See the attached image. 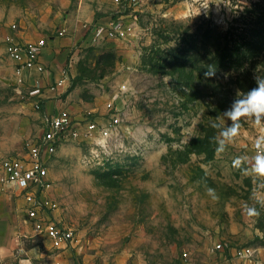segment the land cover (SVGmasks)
<instances>
[{"label":"rangeland","instance_id":"obj_1","mask_svg":"<svg viewBox=\"0 0 264 264\" xmlns=\"http://www.w3.org/2000/svg\"><path fill=\"white\" fill-rule=\"evenodd\" d=\"M111 1L0 0V264H264V175L233 164L255 155L264 122L242 117L218 151L232 123L225 113L264 77V24L255 28L264 0H140L127 12L137 17L132 40L76 45L77 113L122 120L106 150L70 140L49 159L56 215L75 231L76 248L49 250L20 190L1 182L3 161L29 152L57 106L16 84L5 36L15 25L24 43L51 45L60 31L79 34L100 10L111 13ZM257 39L259 57L238 63ZM223 53L231 65L218 64ZM218 242L253 248L259 262L213 253Z\"/></svg>","mask_w":264,"mask_h":264},{"label":"built area","instance_id":"obj_2","mask_svg":"<svg viewBox=\"0 0 264 264\" xmlns=\"http://www.w3.org/2000/svg\"><path fill=\"white\" fill-rule=\"evenodd\" d=\"M139 1L113 0L114 4L123 11L115 14L106 23L84 25L88 45L98 46L109 42L132 40L137 35V17L127 12H136L132 9L138 5ZM58 35L64 37L65 34L60 31ZM3 42L6 56L13 64L16 84L26 86L31 80H36V77L40 78L49 73L41 62L47 44L44 40L24 43L17 36V27L14 25ZM66 81L65 75L49 88L50 92L57 93L65 86ZM127 90L125 85L121 86L114 95L113 101L108 105L110 112L116 110L114 105L122 94L127 93ZM121 121L118 114H111L108 120L99 122L89 115L76 119L68 110H61L57 114L46 117L43 136L26 155L3 161L1 182L20 190L26 204L27 222L42 242L48 244L49 250L55 253L70 251L76 248L77 242L75 231L66 226L56 215L59 206L51 198L54 182L49 169L50 157L56 154L59 145L70 140H79L106 150ZM254 152L256 153L255 145ZM21 180L24 181L22 185ZM227 249L234 259L259 262L258 252L250 247L234 249L223 242H218L212 247V252L225 254Z\"/></svg>","mask_w":264,"mask_h":264},{"label":"crops","instance_id":"obj_3","mask_svg":"<svg viewBox=\"0 0 264 264\" xmlns=\"http://www.w3.org/2000/svg\"><path fill=\"white\" fill-rule=\"evenodd\" d=\"M116 8L112 11L114 13H109L108 11L98 10L99 12L95 15V18L91 23H106L110 18L115 16V14L120 13L117 10L118 6L111 1ZM116 11V12H115ZM118 16V15H117ZM51 45L46 44L43 51L41 62L47 68V74L42 77H36V80H31L27 85H32L39 92V95L45 101L52 102L57 106L54 108L56 112H52L50 115L59 113L61 110H68L76 119H81L82 114L77 113L75 107V100L78 99L77 89L71 92V86L75 80V65H76V55L78 54L77 44H80V48H90L92 46L88 45V36L84 28H80L79 34H70L69 32L65 37L52 36ZM117 43V42H113ZM78 56V55H77ZM70 59L69 66L65 64L62 65L63 59ZM67 76V81L65 86L57 93L50 92V87L53 86L57 81L63 79ZM119 87V86H118ZM119 89V88H118ZM119 101L116 103L118 104ZM48 109V106H47ZM49 111V109H48Z\"/></svg>","mask_w":264,"mask_h":264},{"label":"clouds","instance_id":"obj_4","mask_svg":"<svg viewBox=\"0 0 264 264\" xmlns=\"http://www.w3.org/2000/svg\"><path fill=\"white\" fill-rule=\"evenodd\" d=\"M206 75H212L209 71ZM257 87L251 89L247 93H244L238 100H236L232 106V109L225 113L226 117L232 121L231 126L222 129L221 147L218 151L222 152L225 146L238 136L241 128V118H249L256 125H261L264 122V77H256ZM213 127H221L220 124L214 123ZM256 153L255 155L238 157L234 160V166H241L242 161L250 163L251 167L246 169L256 175H264V136H260L255 141ZM21 185L24 183L20 181ZM212 189H209V193ZM255 209H249V212H254Z\"/></svg>","mask_w":264,"mask_h":264},{"label":"trees","instance_id":"obj_5","mask_svg":"<svg viewBox=\"0 0 264 264\" xmlns=\"http://www.w3.org/2000/svg\"><path fill=\"white\" fill-rule=\"evenodd\" d=\"M255 7L257 8V13L259 14L258 16V19L257 21L255 22V28L257 29V33H260L261 30H263V27L260 26L262 23L264 24V9L259 5V4H255ZM260 40L257 39V44L258 45H255L253 46L255 49L261 44V42H258ZM227 45V44H226ZM249 45V44H248ZM260 50H261V47L259 46ZM257 51L253 54L250 55V57L247 58L246 54H243L244 56L239 59L238 63H242L244 62V60H247V59H252V58H255V57H259L258 55L261 54V51H258V49H256ZM223 57L219 58V61H218V64L221 65V66H225V65H231L230 63V58L229 57H224V53L222 54Z\"/></svg>","mask_w":264,"mask_h":264}]
</instances>
